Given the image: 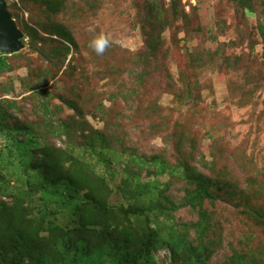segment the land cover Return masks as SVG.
<instances>
[{
  "label": "trees",
  "instance_id": "1",
  "mask_svg": "<svg viewBox=\"0 0 264 264\" xmlns=\"http://www.w3.org/2000/svg\"><path fill=\"white\" fill-rule=\"evenodd\" d=\"M21 1L28 9L33 6L39 24L57 19L67 8L62 0ZM145 2L146 10L157 11L155 19L159 22L165 16L167 24L173 26L181 17V0H168L163 6L158 0ZM13 5L18 7L16 2ZM159 22L140 24L145 44L133 59L134 81L141 85L147 81L144 71L149 69V59L161 51ZM16 23L24 33L23 43L29 35V45L51 63L61 55L64 62L70 44L79 50L71 32L56 20L49 25L59 30V36L43 42H55L49 51L41 48L42 43H34L48 36L41 37L39 29L28 21ZM19 54L0 53V75L12 70L9 60ZM112 67L110 78L100 79L105 82L101 91L79 86L76 76L85 77V72L79 70L77 74L72 64L64 69L61 65L56 72H40L37 82L25 75L21 86L29 93L24 97L35 113H42L38 120L20 119L18 111L25 115L24 107L16 97H6L15 87L12 83L4 85L5 93H0V264H166L158 255L163 249L170 252L168 264H203L207 258L204 251L213 250L214 243L218 249L223 241L216 229V212L206 207L207 202L215 206L219 199H234L238 216H245L264 233V208L254 205L235 180L211 178L191 164L186 158L185 139L175 145L180 154L176 162L162 153L147 157L132 148L126 151L125 167L113 168L116 150L110 139L113 129L109 128L119 127L125 114L108 107L106 101H128L140 89L127 88L122 66ZM63 73L73 75L74 84L62 89L49 86L50 79ZM65 107L71 113L61 116ZM194 139L192 136L190 140ZM144 170L154 175L150 181L140 179ZM165 173L168 178L162 180L160 176ZM174 178L186 180L184 195L178 200L169 193V182ZM247 182L250 185L253 180L248 178ZM262 191L264 179L257 187L259 194ZM115 194L119 200H112ZM186 207L196 213V221L178 219L179 210ZM249 238L245 234L239 239V246L225 264H264V258L259 259L248 245ZM258 247L264 248V243Z\"/></svg>",
  "mask_w": 264,
  "mask_h": 264
},
{
  "label": "rangeland",
  "instance_id": "2",
  "mask_svg": "<svg viewBox=\"0 0 264 264\" xmlns=\"http://www.w3.org/2000/svg\"><path fill=\"white\" fill-rule=\"evenodd\" d=\"M62 1L67 3V8L55 20L71 32L79 50L70 44L66 60L63 62L62 55L55 56L51 63L36 47L29 45L28 35L20 54L9 60L12 70L0 75V93H5L2 90L6 83L15 87L6 97H16L24 107L25 115L18 111L20 119L42 117L24 97L29 93H24L21 86L25 75L36 78L37 82L40 72L46 69L56 72L61 65L64 69L72 64L77 74L79 70L85 72V77L76 76L79 86L101 91L105 82L100 79L113 72L112 64L121 65L127 88L138 86L140 92L127 95L128 101L121 98L115 104L106 101L108 107L125 114L119 127L109 128L113 129L110 139L116 150L113 168L125 167L126 151L132 148L147 157L162 153L176 162L180 154L175 145L185 139L186 158L191 164L211 178L224 176L235 180L239 189L245 188L244 194L249 195L254 205L264 208V191L257 192L259 181L264 179V0H181L179 13L183 18H178L173 26L167 24L165 16L160 22L155 19L157 11L146 10V0ZM8 2L15 21H28L39 29L41 37L48 36L37 38L34 43H42L41 48L49 51L55 42H43L59 34L57 28L50 27L55 20L39 24L33 6L30 5V11L21 0ZM158 2L163 6L168 0ZM143 22L146 25L159 22L162 29L161 51L149 59V69L144 71L145 85L134 81L133 59L145 44L140 27ZM99 37L108 41L103 54H97L90 47ZM158 55L161 56L155 59ZM74 78L63 73L50 79L49 86L62 89L74 84ZM67 113L71 111L65 107L61 116ZM95 124L102 126V123ZM192 136L194 140H190ZM52 140L63 145L57 138ZM153 177L152 172L144 170L140 179L147 182ZM160 178L167 179V173ZM248 178L253 180L250 185ZM116 182L113 181L114 185ZM169 183L170 196L178 200L185 192V178H174ZM111 198L119 200L117 194ZM206 207L215 210L216 229L223 241L218 249L214 243L213 250L204 251L207 258L203 264H225L245 234L250 237L248 245L259 259L264 258V248L258 247L264 243L262 228H257L245 216H238L234 199H219L215 206L207 202ZM178 219L190 223L197 216L186 207L179 210ZM169 253L163 249L158 254L166 264L170 262Z\"/></svg>",
  "mask_w": 264,
  "mask_h": 264
},
{
  "label": "water",
  "instance_id": "3",
  "mask_svg": "<svg viewBox=\"0 0 264 264\" xmlns=\"http://www.w3.org/2000/svg\"><path fill=\"white\" fill-rule=\"evenodd\" d=\"M7 6V0H0V53H14L24 48V33Z\"/></svg>",
  "mask_w": 264,
  "mask_h": 264
},
{
  "label": "clouds",
  "instance_id": "4",
  "mask_svg": "<svg viewBox=\"0 0 264 264\" xmlns=\"http://www.w3.org/2000/svg\"><path fill=\"white\" fill-rule=\"evenodd\" d=\"M107 45V39L105 37H99L91 42L90 47H92L97 54H103Z\"/></svg>",
  "mask_w": 264,
  "mask_h": 264
}]
</instances>
